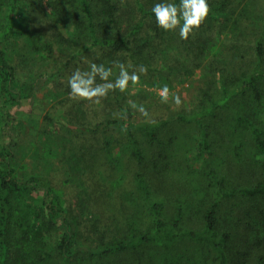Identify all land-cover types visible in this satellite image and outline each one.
<instances>
[{
  "label": "trees",
  "instance_id": "1",
  "mask_svg": "<svg viewBox=\"0 0 264 264\" xmlns=\"http://www.w3.org/2000/svg\"><path fill=\"white\" fill-rule=\"evenodd\" d=\"M236 1L207 0L210 7L207 19L194 35L188 40L181 39L178 45L175 39L179 34L160 29L151 11L161 0H0V264H179L173 259L176 248L194 242L207 249L208 255L217 253V264H229L230 259L231 264H251L254 251L250 248L260 244L254 241L253 234L257 231L264 236V181L252 187L223 191L217 178L220 171L216 170L213 180L217 190L211 193L212 201L203 213L201 230L184 227L185 207L177 206L173 214L165 215L163 203L151 201L153 216L145 232L143 224L135 220L127 229H118L110 241L93 244L89 235L102 230L99 219L96 217L98 225L95 223L93 230L83 227V220L69 205L65 191L54 183L45 163L37 160L41 157L49 166L51 158L66 156L68 139H62L48 128L40 129L38 141L29 142L33 146L38 144L31 157L18 140L21 124L13 114V109L29 100L36 90L38 83L24 79L30 70L37 74L34 53L48 59L55 58V51L66 45L71 58L65 65L70 69L78 66L83 54L93 53L88 56L91 62L112 67L109 79L118 75L113 61L119 60L134 68L144 65L148 71L141 75L137 83L140 85H158V79L170 83L172 75L179 70L176 60H183L184 66L181 67L185 79L191 78L195 68L203 66L209 74L206 77L209 87L199 94L198 105L190 117L180 113L168 120L136 122L133 111L119 97L122 93L116 90L108 95L118 101L119 117L93 124L82 123L77 128L65 123L60 127L83 136L101 135L108 153L98 163L113 169L115 164L122 165L125 158L124 152L113 151L115 130H122L130 139L125 153L142 163L145 157L134 127L155 142L159 140L157 133L170 121H195L203 134L204 151L210 146L206 130L211 124L207 122H211V117L219 118L218 112L228 110L224 120H227L230 133L241 125L248 130L258 154L256 162L264 171V9L259 7L257 0H241L240 4H245L237 13L233 7ZM168 2L179 4V0ZM230 20L234 27L226 38L235 40L232 34L239 37L244 28L254 33L253 43L238 45L226 43L225 39L221 41L219 35L229 28ZM225 49H232L235 59L243 51L253 53L249 69L235 74L234 64H218ZM209 55L207 64L204 58ZM161 63L171 65L164 72ZM87 65L85 62L86 70ZM97 82H100L99 78ZM104 101L107 98H103L100 105H105ZM46 119L50 120L47 116ZM72 146L77 151H73L72 160H64L62 166L71 181L79 178L84 169L95 170L87 156L97 155L86 145L73 143ZM160 160L158 163L170 166L169 159L166 162ZM83 163H86L84 169ZM169 176L180 179L175 174ZM136 179L145 195L150 196L145 176L138 173ZM236 196L249 202L250 211L245 215L256 223V228L254 224L250 227L254 232L245 225L246 232L242 230L241 233L247 237L237 243L239 236L235 232L240 231V226L235 221L239 220L228 219L224 201ZM83 203L84 199H80V208ZM86 212L84 208V218ZM150 245L163 250L154 257L148 254L147 261H144ZM186 254L181 257L180 264H214L202 261L193 249ZM260 257L258 264H264L262 255Z\"/></svg>",
  "mask_w": 264,
  "mask_h": 264
},
{
  "label": "rangeland",
  "instance_id": "2",
  "mask_svg": "<svg viewBox=\"0 0 264 264\" xmlns=\"http://www.w3.org/2000/svg\"><path fill=\"white\" fill-rule=\"evenodd\" d=\"M240 1L237 0L233 6L237 13L242 10L245 4V2L240 4ZM257 1H259V7L264 9V0ZM230 21L229 28L219 35L221 41L225 39L226 43L231 42L238 45L253 43V39L255 40L254 33L244 28L242 29L244 30L243 35L238 37L232 34V38L235 40L227 39L226 37L230 32L232 33V27H234L232 20ZM244 24L249 25V22H244ZM169 33L179 34L178 29L176 32ZM180 41L181 38L176 36L175 43L180 45ZM67 47L65 45L63 48H59V51L56 50L55 58L50 57L48 59V57L34 53L37 74L34 70H30L28 76L25 74L24 79L29 83H38L36 90L29 100L13 109V114L21 124L17 134L18 140L31 157L38 144L33 146L29 142L38 141L37 135H39L40 129L48 128L56 132L55 134L62 139H68L66 156L51 158L52 164L49 166H47L45 159L40 157L37 160L45 163L46 169L54 178V183L65 191L69 205L80 214L83 227L93 230L92 227L97 223L96 217L99 219L102 230H99L97 234L91 232L89 235L90 241H94L93 244L110 241L118 229H127L135 220L143 224L142 228L145 232L153 216L151 201L163 203L165 215L173 214L177 206L185 207L184 227L195 231L201 230L204 225L203 213L211 204V193L217 190V184L213 180V174L216 170L220 171L217 178L221 184L218 186L223 191L252 187L264 181V171L256 162L258 154L254 143H252V137L243 125H233V128L235 126L239 128L237 130L234 128L230 133L227 120H224L229 111L224 109H221L224 111L218 112L219 118L213 119L211 117V122L210 120L207 122V124H211L206 130L210 146L204 151L202 150L203 134L200 126L195 121L177 120L176 122L170 121L167 126H164L157 133L159 140L155 142L134 127L136 137L139 138L140 150L145 157L142 163L136 158L133 159L129 153H125L126 143L130 144V139L125 137V132L122 130L114 131L116 142L113 143L115 153L124 152L125 158L122 165L115 164V168L112 169L107 164L98 163L101 157L108 153L103 137L101 135L83 136L76 132L69 133L60 125L65 123L77 128L82 123L93 124L103 122L114 116L119 117L121 112L116 106L118 101L111 95H107V101L103 102L105 105H89L86 101L77 102L69 99L68 77L76 68L86 70L85 62L92 61L88 56L93 53H87V56L83 54L79 59L78 66L70 69V67L66 68L65 65L71 58L68 56L71 51L67 52ZM62 49H65V52ZM95 54L97 55L98 52L95 51ZM234 55L232 49L230 51L225 49L222 60H219L218 64L221 65L222 62L234 64L235 74L242 69H249V61L253 59L251 58L253 53L249 54L248 51H243L238 59H235ZM204 59L207 60L206 63L208 64L210 55ZM182 61L176 60V63L179 64V70L172 75L170 83L159 79L157 80L158 85H132L130 83L128 89L119 96L124 100L125 105L129 106L130 111H133L136 122L168 120L176 118L180 113L187 115V117L194 114L199 102V94L203 89L209 87V81L206 79L209 74L206 66H203V68H195L191 78L185 79V75L182 73L184 71L181 67L184 66ZM185 64L188 65V63ZM168 65L171 64L168 63ZM168 65L161 63L162 71H167ZM32 67H34L33 63ZM181 75L183 78L180 77ZM115 78L113 76L109 80L114 81ZM37 79H39L38 82ZM165 85L169 89L166 103L161 95V89ZM175 96H179L182 101L179 108L174 104L173 97ZM129 101L135 102L138 107L143 105L149 116L144 117L137 110L132 109ZM46 116L50 120H47ZM262 116L264 118V111ZM249 137L250 140L248 141ZM171 142L173 145H170ZM241 142L242 145H240ZM73 143L76 146L86 145L88 149L93 148L97 155L89 154L87 156L89 159L87 161L94 164L95 170L88 169L86 171L84 169L86 163H83L84 173L71 181L62 166L64 160L71 161L72 152L77 151V149H72ZM237 146L239 149L236 148ZM168 148L169 150H167ZM160 159L163 162L169 159L170 166L168 163L165 164L167 168L164 164L158 163L161 161ZM138 173L145 176L147 187L150 189V196H146L143 189L138 185L136 179ZM169 174L178 175L181 180L173 178ZM80 199H84L81 208L79 206ZM206 200L209 201L208 204ZM224 201L228 219L233 217V221L239 220L235 221L239 222L240 226V231L235 232L239 236L237 243L247 237L245 233H241L242 230L246 232L245 225L247 224V228L250 230V227L256 223L252 222L248 215H245L250 211L249 202L240 196L230 197ZM84 208L87 211L86 218L82 213ZM250 231L254 232L253 230ZM253 235L254 241L260 244H255L250 248L254 251L251 264H258L261 261V255L264 259V236L257 231ZM191 249L200 255L202 261L208 260L209 263L217 264L219 259L217 253L208 255L209 251L195 242L186 247L179 246L176 248L178 254L174 253V262L180 264L181 257L187 255V251ZM162 250L161 247L150 245L146 249L143 260L147 261L148 254L154 257ZM231 263L230 259L229 264Z\"/></svg>",
  "mask_w": 264,
  "mask_h": 264
},
{
  "label": "clouds",
  "instance_id": "3",
  "mask_svg": "<svg viewBox=\"0 0 264 264\" xmlns=\"http://www.w3.org/2000/svg\"><path fill=\"white\" fill-rule=\"evenodd\" d=\"M157 26L166 32H175L178 29L179 37L188 40L194 35L207 19L210 7L207 0H179V4L170 3L168 0H161L151 9ZM88 69L76 68L68 77L69 99L72 101H87L91 104H100L110 91L119 90L124 93L131 83L136 85L141 75L147 74V67L140 65L133 67L125 65L119 60L113 61V67L118 69V75L114 81H110L112 67H105L104 64L87 62ZM132 68V71L129 69ZM99 78L100 82H97ZM163 101H168L169 89L165 85L161 89ZM174 104L179 108L182 101L179 96L173 97ZM132 109L137 110L142 116L148 117L149 113L143 105L139 107L135 102L129 101Z\"/></svg>",
  "mask_w": 264,
  "mask_h": 264
}]
</instances>
